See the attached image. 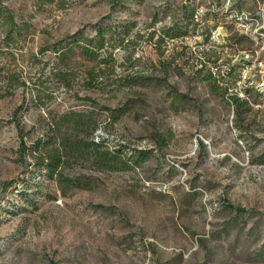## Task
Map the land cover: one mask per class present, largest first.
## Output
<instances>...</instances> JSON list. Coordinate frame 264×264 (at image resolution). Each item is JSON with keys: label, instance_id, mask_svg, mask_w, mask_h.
<instances>
[{"label": "rangeland", "instance_id": "obj_1", "mask_svg": "<svg viewBox=\"0 0 264 264\" xmlns=\"http://www.w3.org/2000/svg\"><path fill=\"white\" fill-rule=\"evenodd\" d=\"M111 4L0 0V264H264V0ZM190 16L198 23L166 37L162 57L147 32ZM99 28L105 47L96 59L81 54L82 41L67 58L53 47L41 52L73 34L97 37ZM244 36L251 49H241ZM162 58L167 74L156 67ZM248 87L241 135L226 101ZM116 109L125 111L114 121ZM70 110L94 111L92 138L131 168L106 172L72 159L65 173L92 185L63 194L32 168L21 135L31 146ZM134 150L149 158L136 165ZM227 200L250 213L220 236L234 216Z\"/></svg>", "mask_w": 264, "mask_h": 264}, {"label": "trees", "instance_id": "obj_2", "mask_svg": "<svg viewBox=\"0 0 264 264\" xmlns=\"http://www.w3.org/2000/svg\"><path fill=\"white\" fill-rule=\"evenodd\" d=\"M125 0H112L111 8L114 9L118 4L124 2ZM151 26L155 25V21ZM189 22H173L171 25H163L159 29H154L150 32H147L148 40L150 44L158 50V53L163 57L165 51L161 50L160 45L163 40L167 37L169 39H178L188 34L189 25H196L198 22H195L193 16L189 17ZM15 24H13L14 27ZM98 36L90 38L83 36V34H73L68 36L72 41L67 46H62V43L67 40H61L52 46H46L41 49V52H46L50 48L56 52H61L60 56L67 58L70 54H74V45H80L79 43L84 42L83 46H78L81 48V54L90 59H96V51H99L105 47V30L99 28ZM160 32L161 37L156 42H152L154 36ZM10 34H8L9 37ZM145 34H139L140 37H143ZM246 42L242 46V50L251 49L254 45V40L248 36H244ZM96 42V43H95ZM153 43V44H152ZM92 47V49L90 48ZM91 50V51H90ZM171 66V62L167 58H162L156 67H160L166 74ZM203 66H206L205 64ZM92 80L94 79L93 72H89ZM209 78L212 77L210 72ZM90 85L94 84L92 82ZM68 87L70 84H66ZM92 86V87H93ZM221 94L227 92V87L221 88ZM252 88L248 87L245 90L246 96L244 98L239 97L237 94L231 95L226 101L229 107L233 108V112L236 116L235 125L238 129L242 131V134L247 132V129L243 128V117L244 115L252 109L251 98ZM91 101V98H85ZM123 109H116L112 112V118L114 121L118 120L119 116L124 113ZM97 114L92 111L89 113L78 112L75 110H70L69 112L56 116L53 119V122L49 125V132L44 136L36 140L31 146H28L25 141V136L21 135V144L23 147V152L26 151L32 152L34 154L33 167L37 171L38 175L45 176L49 180L55 181L60 191L63 194H66L68 191L73 189H88L91 187V177L84 174H76L70 176L66 174L65 171L70 167L71 160L74 159V162L82 161V163H88L95 166L97 169L106 172H115L128 170L131 168V163L126 159L120 152H113L105 148L103 140L96 141L92 138L94 130L97 128ZM81 135V136H80ZM254 140L259 142L260 140L254 137ZM163 144L166 145V141L163 140ZM199 146L202 150H206L207 146L202 140H199ZM134 163L137 165L140 161H144L149 158L147 151L134 150ZM141 155L142 158H139ZM141 159V160H139ZM259 164L264 163V148L263 155L261 160H258ZM16 183L15 180L6 182L4 185L6 188L14 186ZM26 185V184H25ZM20 196H28L29 192L25 187L17 188ZM226 209L230 210L233 213V217L224 223V226L219 233V235L229 236L237 227L238 220L245 217L250 213L249 210L243 208L242 206L235 205L230 201L225 202Z\"/></svg>", "mask_w": 264, "mask_h": 264}]
</instances>
